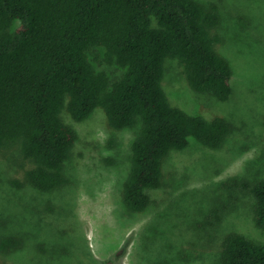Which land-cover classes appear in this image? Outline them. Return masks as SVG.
<instances>
[{"label": "rangeland", "instance_id": "374dc122", "mask_svg": "<svg viewBox=\"0 0 264 264\" xmlns=\"http://www.w3.org/2000/svg\"><path fill=\"white\" fill-rule=\"evenodd\" d=\"M198 1L217 6L212 35L232 67V92L221 101L191 89L176 58L166 60L162 86L189 114L225 117L224 142L209 148L191 136L185 148L171 150L161 184L146 189L147 210L136 213L124 202L123 183L140 122L114 130L101 107L81 121L63 108L61 118L78 135L64 162L65 184L35 188L26 177L31 162L16 147L0 150V243L20 239L17 247H0V264H221L231 232L264 243L244 186L264 178V0ZM87 53L97 71L121 76V67L103 60V48Z\"/></svg>", "mask_w": 264, "mask_h": 264}, {"label": "trees", "instance_id": "16d2710c", "mask_svg": "<svg viewBox=\"0 0 264 264\" xmlns=\"http://www.w3.org/2000/svg\"><path fill=\"white\" fill-rule=\"evenodd\" d=\"M219 20L215 3L198 0H0V150L16 147L32 164L28 182L49 191L67 182L64 162L78 137L61 118L63 108L81 121L101 107L114 130L140 122L123 199L144 213L146 189L161 184L171 150L185 148L191 136L216 148L230 131L220 113L204 117L173 106L162 86L165 62L176 58L191 89L229 98L232 67L212 35ZM95 46L123 69L120 77L94 68L87 52ZM244 186L264 231V178ZM19 244L9 236L0 247ZM221 264H264V243L231 232Z\"/></svg>", "mask_w": 264, "mask_h": 264}]
</instances>
